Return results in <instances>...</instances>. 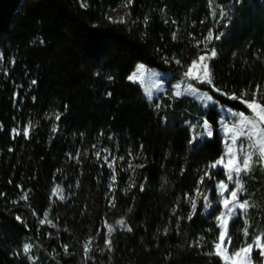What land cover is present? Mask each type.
<instances>
[{
  "label": "trees",
  "instance_id": "trees-1",
  "mask_svg": "<svg viewBox=\"0 0 264 264\" xmlns=\"http://www.w3.org/2000/svg\"><path fill=\"white\" fill-rule=\"evenodd\" d=\"M126 3L0 0V264H224L209 254L220 231L216 185L226 181L211 165L225 152L220 128L232 121L229 110L250 112L183 73L215 48L216 87L247 90L250 100L264 86V0H131L129 21H112L109 13ZM209 30L214 39L204 48ZM139 63L217 103L205 109L183 97L158 106L129 80ZM205 120L212 135L192 139L189 123ZM107 148L143 157L134 186L120 179L111 204L110 170L96 155ZM242 182L250 207L230 223V252L264 236V169L256 164ZM45 216L51 223L40 222Z\"/></svg>",
  "mask_w": 264,
  "mask_h": 264
},
{
  "label": "snow or ice",
  "instance_id": "snow-or-ice-1",
  "mask_svg": "<svg viewBox=\"0 0 264 264\" xmlns=\"http://www.w3.org/2000/svg\"><path fill=\"white\" fill-rule=\"evenodd\" d=\"M131 4V0H127L125 6H129ZM82 7L86 5L82 4ZM215 16V12L212 13ZM221 16L224 15L223 11L220 13ZM121 23L124 22L123 18L120 19ZM147 23V17H145V24ZM176 38V34L173 33V39ZM214 39L212 30H209L207 36L204 38V41L201 43L204 44V48L208 47V44L212 43ZM215 39H219V36H216ZM42 43V41H41ZM217 55L215 48L210 50V55H200L197 59H193L191 64L187 66V70L183 73V76L186 80L196 81L198 84H207L211 86L212 90L220 93L221 95L227 96L231 100H239L250 112V114H246L243 111L239 112H231L229 110V114L238 120V126L236 124L231 128H226L225 131L230 134V144L227 145L226 156L228 157L227 163H225L224 157H222L219 161L212 164L211 167L216 168L218 165H222L226 169L227 180L234 182L235 187L230 191V196L228 198H224L222 200L223 208L227 210V212H221L217 217V220L220 221L219 228L220 231L217 236V241L213 242V250L209 254H214L218 257L224 259V264H254L252 259L253 251H258L259 256L261 257V261L258 264H264V240L257 237L255 239V243H246L244 246L240 248L234 249L229 254V248L233 245L232 236L229 233L228 225L230 221L235 216V209L239 208L242 212H246L250 207L249 202L244 200L239 202V193L244 191V184L241 180V174L250 173L253 169L254 164H259L262 169H264V86L257 85L256 88L251 92V99H245L249 95L247 90H243L237 95L235 92L233 93H225L220 88H217L213 81V73L211 68L209 67L208 61L215 58ZM3 57L0 55V60ZM177 64L181 62L176 60ZM130 80L135 81L137 79L136 76H130ZM35 84V81L32 82ZM200 90L196 88L192 83H188L184 92L180 91L179 85L177 86L174 95L176 97H180L183 94H193L198 93ZM149 98L151 99V94L149 93ZM201 101L205 103V106L208 105V102L217 103L214 101L213 97L207 93L201 95L199 97ZM55 119L58 121L60 119V114L57 113ZM31 122L24 129V136L28 138L29 128L31 127ZM204 131L208 136L212 135L211 127L207 120L204 121ZM14 134L19 135L17 129L12 130ZM53 132L57 131V128L54 126L52 129ZM245 139L247 141V146L245 147L244 143L240 141ZM241 154L242 159H241ZM97 157L100 156V153H96ZM131 155V153H129ZM255 157V159H254ZM107 160V157L104 158ZM123 160V157H120ZM109 167H113L112 164H109ZM129 167H133L131 163H129ZM136 167H143V165H136ZM208 175V173H205ZM235 177V178H234ZM113 180H115V176H113ZM134 184H130L129 188L133 187ZM221 195L224 192L229 191L228 185L221 181L217 186ZM141 190H143V185H141ZM54 195H59L60 199H63V195L61 194V190L57 187V189L53 190ZM25 195L22 199H26ZM205 201H207V197H205ZM191 203V212L188 214V219L191 220L192 216L196 213L197 204L195 200L190 201ZM232 205V207H230ZM208 205L206 204L205 207ZM19 220L20 217H17ZM47 221V216H45V220L40 221L44 223ZM51 223V221H47ZM117 224L124 226L125 221L123 219L118 220ZM244 227L242 229V233L244 237H248V221L244 220ZM108 232L111 233L114 231L111 225H108ZM131 231L130 228L127 229ZM167 229H165V232ZM106 246H108L109 250H111L112 241L110 239H106ZM91 240H89L84 245V252L87 253L90 249ZM32 246L30 244L23 245V252L27 254L30 251ZM65 251H67V246H65ZM227 254V255H226Z\"/></svg>",
  "mask_w": 264,
  "mask_h": 264
},
{
  "label": "rangeland",
  "instance_id": "rangeland-1",
  "mask_svg": "<svg viewBox=\"0 0 264 264\" xmlns=\"http://www.w3.org/2000/svg\"><path fill=\"white\" fill-rule=\"evenodd\" d=\"M109 18L115 22H119L120 19L123 18L124 22L127 23L129 21L128 6L126 7L125 5H122L116 9L112 10L109 13ZM205 54H203V55H205ZM207 54L210 55V53H207ZM208 63H210V61H208ZM130 76H136L137 77V79L135 81L130 80V79L129 80L131 82L137 83L140 86H142V88L144 89V94L148 99H150L149 93L151 94V99H157L158 100V106L164 105V98L175 99V98H183V97L196 101L200 106H202L205 109H208L210 106H212L214 104L213 102H208V105L205 106V103L203 101H201L199 99V97L205 93H207V94H209V93L207 90H201L199 88L198 89L200 91L198 93L183 94L180 97H176L174 95V92H175L177 86L179 85L180 91L183 93L187 84L190 82H187L186 80L180 79V80L172 81V82H170L171 84H169L168 81L172 76L169 72H164V71H161V70H158L155 68H149V67L139 63ZM221 111L223 112L224 115L228 113V111L224 108H221ZM231 119H232V121H226L223 124V126L220 128V134L223 138V143H224V148H225V152L221 156V158L224 157L225 163H227V159H228V157L225 155L227 152V145L230 144V134L227 133L225 131V129L233 127L234 124H236L238 126V120L236 118H234L233 116ZM189 124H190L191 138L192 139L195 137H197V138L209 137L206 134V132L204 131V127H203L204 123H202L201 125H198L197 122H190ZM211 130H212V128H211ZM240 142L244 143L245 147L247 146V141L245 139L242 138V140ZM98 151L100 153L99 157L102 158L103 163L107 165V167L110 170V174H111V179H110V184H109V192L106 196V201L108 202V204H111V202H112V190L115 188V185L120 181V179H123L124 187L129 188V185L133 184V182H134V172H135V169L137 168L136 165L142 164L143 157L140 154H136V153L131 152L129 150L126 152H121L120 149H118V148H116V149H109V148L99 149ZM129 153H131V155H129ZM242 155L243 154H241V159H242ZM105 157H107V160L104 159ZM120 157H123L124 159L121 160ZM254 159H255V157H254ZM129 163H131L133 167L130 168ZM109 164H112L113 167L110 168ZM255 166H256V164H254L253 168ZM216 168H221L224 171V174L226 176V181L224 183H226L228 185L229 191H226L223 193V195H221L219 190H218V187H217L219 185V183H217L216 188H217V195L219 196L218 201H219L220 206H221V212H227V210L223 208L222 200L224 198H228L230 196V191L235 187V185H234V182L227 180L226 169L222 165H218ZM242 174H241V180H242ZM113 176H115V180H113ZM238 195H239L238 203L245 200L242 198L243 191L240 192ZM55 197L59 198V195H55ZM230 207H232V205H230ZM206 211L207 212L209 211V207L206 208ZM239 213L243 214V215L245 214V212H242L239 208H236L234 218ZM231 221H230V223H231ZM218 223L220 224V221H218ZM230 223L228 225V228L230 226ZM260 238L262 240H264V236H262ZM32 251H33V247L30 248V251L27 253V255L31 256ZM230 253L231 252L229 251V254ZM51 255L53 256V253H51ZM252 259H253L254 264H258V262L261 261V257L259 256L258 251H253Z\"/></svg>",
  "mask_w": 264,
  "mask_h": 264
}]
</instances>
